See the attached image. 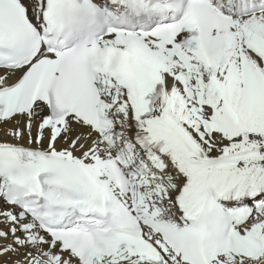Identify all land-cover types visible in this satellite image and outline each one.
Here are the masks:
<instances>
[{
    "label": "snow or ice",
    "instance_id": "1",
    "mask_svg": "<svg viewBox=\"0 0 264 264\" xmlns=\"http://www.w3.org/2000/svg\"><path fill=\"white\" fill-rule=\"evenodd\" d=\"M0 264H264V0H0Z\"/></svg>",
    "mask_w": 264,
    "mask_h": 264
}]
</instances>
